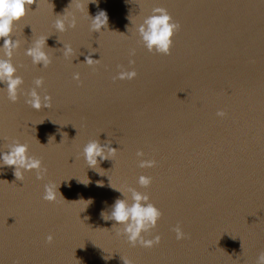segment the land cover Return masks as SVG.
I'll return each instance as SVG.
<instances>
[{"label": "water", "instance_id": "95a60500", "mask_svg": "<svg viewBox=\"0 0 264 264\" xmlns=\"http://www.w3.org/2000/svg\"><path fill=\"white\" fill-rule=\"evenodd\" d=\"M156 7L182 25L171 55L149 52L137 32ZM101 12L108 23L92 31ZM41 36L47 68L27 54ZM12 39L24 84L15 103L0 84V156L20 141L48 171L19 180L0 160V264H256L264 251V0H36ZM89 55L101 62L88 65ZM119 65L137 77L114 80ZM40 76L52 106L36 110L24 93ZM96 139L117 152L92 168L83 148ZM153 158L156 167L138 166ZM142 174L153 177L150 187L138 184ZM49 182L65 200L43 199ZM130 187L163 211L145 234L161 235L155 247H133L117 234L122 225L102 219L117 199L131 200ZM177 224L188 238L177 240Z\"/></svg>", "mask_w": 264, "mask_h": 264}, {"label": "clouds", "instance_id": "9594fccd", "mask_svg": "<svg viewBox=\"0 0 264 264\" xmlns=\"http://www.w3.org/2000/svg\"><path fill=\"white\" fill-rule=\"evenodd\" d=\"M34 3H36V0H0V40L4 41L0 48L5 50V56L7 57L0 58V84L6 85L8 99L13 103L20 99L21 86L24 84V80L23 77L16 74L17 68L11 61L13 50L19 47V41L12 39V33L16 23L27 15L31 5ZM67 19L68 16L64 14L55 21V28L59 32L66 31L65 21ZM107 23L108 17L106 13L101 12L96 17L91 18V30L100 31ZM76 25L77 21L73 18L69 26L75 28ZM181 27L180 22L175 20L165 8L156 7L137 26V32L141 42L149 52L171 55L174 36L181 30ZM47 39V37L41 36L35 41L34 46L27 50V54L33 58V63L39 64L43 62L45 68L52 63L51 58L45 50ZM73 53V48L70 44L64 46L65 56H71ZM135 53L136 50L134 48L130 50V56H134ZM100 62V59H93L91 55L86 58L88 65L99 64ZM129 63L134 65L135 60L130 59ZM118 67L121 71L118 72L117 76L113 77L114 80H132L138 75L134 67L130 70L126 69L123 65H119ZM73 78L79 81L80 73H75ZM44 83L43 76L37 77L34 80L35 86L30 91L24 93L28 97L26 103L36 110L52 106L51 94L42 96L38 91L39 88L44 86ZM217 115L219 117H226L227 113L223 109H220ZM9 149V151L4 152L0 156V160L3 161L4 165L15 166L14 174L17 179L23 180L25 171L32 170L36 171L37 179H44L48 169L44 166L42 159L28 154V144L17 141ZM116 152V148L111 147L110 144H101L98 139L89 141L83 148V156L87 165L92 168H97L102 160L114 157ZM136 155L138 158L144 157L145 153L141 149L137 151ZM157 165L158 161L153 158L140 159L138 166L146 168L156 167ZM152 182L153 177L151 176L142 174L138 178V184L143 188L150 187ZM44 189L43 199L49 202L58 201L57 193L63 198L59 192V186L57 187L54 183L49 182L45 184ZM118 190L124 194L123 190ZM128 191L131 192V200L129 201L126 195H124V199H117L110 214L101 213L102 219L114 220L118 225H122L121 231L117 234L125 235L127 241L133 247L137 244L145 248L155 247L161 242V235L145 238V234L150 235L152 230L156 228L158 220L163 216V211L151 202L150 194L141 192L134 187L128 188ZM172 230L176 233L177 240H183L189 236L188 233L183 231L180 224L174 226ZM46 239L51 244L54 237L52 234H49ZM16 264H20V261L17 260ZM256 264H264V251L258 255Z\"/></svg>", "mask_w": 264, "mask_h": 264}]
</instances>
